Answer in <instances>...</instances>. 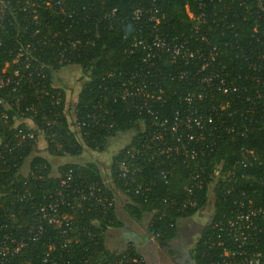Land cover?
I'll use <instances>...</instances> for the list:
<instances>
[{"label": "trees", "instance_id": "16d2710c", "mask_svg": "<svg viewBox=\"0 0 264 264\" xmlns=\"http://www.w3.org/2000/svg\"><path fill=\"white\" fill-rule=\"evenodd\" d=\"M62 6L73 15L67 17L53 6L0 0V78L11 79L0 86V234L34 231L37 239L29 240L21 251L29 264H52L43 261L47 254L55 257V264H112L141 255L131 248L112 252L106 247L105 229L122 223L114 202H97L98 188L105 192L103 200L115 191L123 192L129 198L126 214L134 221L150 213L147 230L157 234L154 238L162 244L175 236L180 219L209 202L211 192L209 222L190 256L194 264L218 259L220 248L208 247L210 238L217 239L212 225L229 218L234 203L223 174L243 157L244 150L249 159L257 158L245 166L241 183L256 188L255 198L264 189L259 183L264 175V0H62ZM135 11L141 14L136 17ZM154 34L186 40L196 56L187 63L157 61L149 66L142 61L143 49L132 43ZM67 65L77 66L84 77L73 111L85 146L101 152L110 137L133 133L111 158L112 186L105 185L95 163L67 162L52 175L48 159L37 154L39 135L53 156L76 157L83 151L66 118L65 91L53 86L54 73ZM132 74H136L133 82L144 88L140 96H124L122 82ZM159 88L160 103L150 99ZM143 98L156 118L141 107ZM190 105L196 110L194 117L203 121L201 128L193 120L185 121ZM175 115L182 118L180 133L195 134L185 149L194 147L196 163L204 169L196 204L185 210L171 201L178 203L186 196L194 161L182 154V147L172 149L176 136L169 130L162 140L152 139L160 129L158 121L165 118L169 127ZM21 118H29L34 128L17 122ZM28 132L33 137L25 135ZM145 144L151 148L144 154L151 158L129 157L127 164L133 162L137 168L134 181L120 178L119 164L127 151ZM27 161L28 171L23 173ZM66 172H70L69 187L59 196ZM137 185L141 189L136 193ZM52 198L59 200V226L35 213L38 204ZM57 230L76 236V242L70 238L72 252L61 248L64 240ZM256 238L251 247L261 251L264 259V230ZM48 239L55 241L54 248L48 246Z\"/></svg>", "mask_w": 264, "mask_h": 264}, {"label": "built area", "instance_id": "2783aa9c", "mask_svg": "<svg viewBox=\"0 0 264 264\" xmlns=\"http://www.w3.org/2000/svg\"><path fill=\"white\" fill-rule=\"evenodd\" d=\"M24 4H28L34 7H45L53 6L58 9L60 13L71 17L73 11L66 12L63 10L62 0H22ZM141 14L140 11H135V16L138 17ZM190 17H193L191 13H188ZM157 22V21H155ZM187 41H178L176 38H171L167 40L158 34H154L151 37H139L135 38L132 45L134 47H141L143 49L142 61L147 62L149 66H154L157 61L161 62H175L177 60H184L185 63L193 59L196 54L194 51L190 50L187 47ZM27 51H25L26 53ZM20 54H22L20 52ZM198 54V53H197ZM199 55V54H198ZM147 72L149 70H146ZM136 74H132L131 78L122 82V85L125 88V94H131L133 96H140L141 91L144 89L142 85L134 81ZM11 79L9 77L0 78V86L8 83ZM130 90V92H128ZM163 91L159 88V93L155 97L150 95L154 102L160 103ZM198 97H201V94H198ZM189 102V100H187ZM141 107H144L149 111L151 116L156 118V114L153 110L149 109L150 104L146 98L142 99ZM196 110L190 105L189 115L184 119L186 122L194 121L195 125L201 128L202 120L200 118H195L194 113ZM180 116L175 115L173 118L172 124L167 127L165 126L166 119H160L158 121L159 130L154 132L152 139L160 141L163 139L165 131L169 130L171 134H174L176 146L172 149L177 150L179 147H182V154L185 156H190L191 160L194 161L192 166H189V185L186 187V196L180 202L172 200V204H178L179 210H185L187 207L195 206L196 197L195 194L202 189V174L204 169L202 166H199L196 163V151L194 147L186 148V145H190L191 141L195 139V134L192 133H183L179 132L180 130ZM211 121L210 118L207 119ZM25 135L28 137H33L32 132H28ZM181 142V146L177 145V142ZM184 140V142H183ZM151 146L145 144L142 148H133L132 151H127V158L119 164L118 176L120 178L131 179L134 181V173L137 168L134 167V163L131 162L130 165L129 157L140 156L142 160H149L151 157L147 154H144L146 149H150ZM169 149L166 150L160 149V153L164 154ZM248 151L244 150L243 157L236 161L231 168L224 172V180L228 184L227 191L233 194V206L230 209V216L224 222H216L212 225V230L216 231L217 239L210 238L208 241V247H219L220 250L217 253L218 259H212L205 264H264V259L261 251L253 250L251 245H254L256 237L259 232L264 230V189L261 190L262 194L255 198L253 194L256 192V188L252 187L250 182L244 184L241 183L240 179L244 176V168L247 165H250V160H254L257 157L249 159L246 155ZM264 162V156L262 157ZM261 162V161H260ZM130 166V167H129ZM219 172L217 169L214 170V175H217ZM70 177V172H66L64 177L60 180V188L57 191V195H61V192L64 188L69 187L68 181ZM259 183L264 185V175L259 177ZM141 189L140 185H137L135 192L137 193ZM97 202L101 205H104L105 202L107 205H111L114 202V197L109 199H102L103 194L105 193L103 189L98 188ZM62 198V197H61ZM63 203V200H61ZM59 200L58 198H52L48 201H44L37 205L35 213L40 215V218L47 223L59 226L60 224V214H59ZM65 215L62 216L64 218ZM42 232L43 230H37ZM33 230H28L27 233H23L20 236L12 234V232H5L0 234V264H29L26 259L22 257L21 251L27 246L29 240H36L37 237L33 236ZM59 238H62L64 241L61 243V248H66L72 252V246L70 241L73 236L69 234L68 230H57ZM218 233V234H217ZM223 233V235H221ZM157 234H154L155 236ZM73 241H77L76 236L73 237ZM48 246L54 248L53 240L48 239ZM216 252V251H215ZM51 261L52 264L56 263L55 257L53 255L47 254L44 256L43 261ZM144 258L142 256L132 257V258H122L114 260L112 264H143ZM68 263V262H67ZM70 263V262H69ZM61 264H66L62 263Z\"/></svg>", "mask_w": 264, "mask_h": 264}, {"label": "rangeland", "instance_id": "374dc122", "mask_svg": "<svg viewBox=\"0 0 264 264\" xmlns=\"http://www.w3.org/2000/svg\"><path fill=\"white\" fill-rule=\"evenodd\" d=\"M84 77L75 65H67L57 72L53 76V86L61 88L65 91V114L67 121L70 123V128L74 130L83 144V151L80 155L76 157H58L53 156L48 153L46 149V143L43 135L37 137L36 148L37 154L48 159L51 164L52 175L58 174V167L67 162H73L78 164H84L87 162L95 163L100 173L104 178V182L107 186H112V181L109 176V167L111 164L112 156L123 148L129 141L133 133L131 131L118 133L108 139L105 149L101 152L91 150L87 148L82 139L79 137L78 129L75 122V113L73 107L77 100V94L80 90L81 83ZM17 122H24L30 128H34L33 122L29 118H21ZM28 171V161L24 165L22 172L27 173ZM212 194L209 193V202L201 209H199L193 216L186 218L180 224V230H177V234L166 241L163 246V254L165 252H173L172 261L176 264H189L187 258L189 257L188 252H190L198 240L203 228L209 222L212 204H211ZM151 250V249H150ZM153 259V258H151Z\"/></svg>", "mask_w": 264, "mask_h": 264}, {"label": "crops", "instance_id": "0c3cea01", "mask_svg": "<svg viewBox=\"0 0 264 264\" xmlns=\"http://www.w3.org/2000/svg\"><path fill=\"white\" fill-rule=\"evenodd\" d=\"M113 197L115 214L122 225L118 228L107 227L105 229L104 239L108 250L122 252L131 248L144 258L145 264H176L172 261L174 258L173 252L168 251L163 254L164 244L157 242L153 234L148 232L147 226L151 219V214H144L140 221H134L125 211V205L129 202V198L121 191H115ZM185 219L178 221L176 230H180V224ZM188 254L189 257L186 261L189 264H194L191 260L190 252Z\"/></svg>", "mask_w": 264, "mask_h": 264}]
</instances>
